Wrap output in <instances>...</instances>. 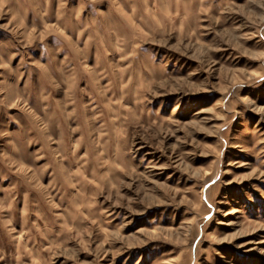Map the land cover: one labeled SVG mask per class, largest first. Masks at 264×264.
Returning <instances> with one entry per match:
<instances>
[{
    "label": "rangeland",
    "instance_id": "obj_1",
    "mask_svg": "<svg viewBox=\"0 0 264 264\" xmlns=\"http://www.w3.org/2000/svg\"><path fill=\"white\" fill-rule=\"evenodd\" d=\"M0 264H264V0H0Z\"/></svg>",
    "mask_w": 264,
    "mask_h": 264
}]
</instances>
